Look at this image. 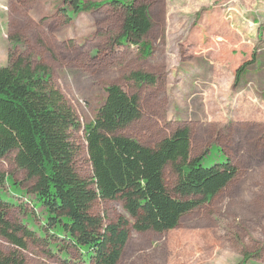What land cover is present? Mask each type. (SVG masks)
I'll return each instance as SVG.
<instances>
[{"label": "rangeland", "instance_id": "obj_1", "mask_svg": "<svg viewBox=\"0 0 264 264\" xmlns=\"http://www.w3.org/2000/svg\"><path fill=\"white\" fill-rule=\"evenodd\" d=\"M136 2L149 7L148 57L137 46L118 42L121 6L105 4L74 14L70 0H0V67L8 65L11 53L49 68L81 123L78 170L87 178L92 172L84 125L95 119L111 84L141 99L142 117L121 131L125 136L154 147L177 128L188 127L193 157L218 145L237 167L235 178L175 229L139 232L130 227L118 264H264V0ZM136 71L152 74L155 83L135 82L130 75ZM15 155L0 161V174L27 191L32 182ZM166 179L170 187L176 180L171 167ZM12 193L8 182L0 186L7 218L27 228L31 215L41 224L35 196ZM93 213L106 223L121 217L134 222L121 199L98 200ZM0 249L16 250L1 235ZM63 249L68 261L41 239H31L21 253L27 264H84L79 249L68 243Z\"/></svg>", "mask_w": 264, "mask_h": 264}, {"label": "trees", "instance_id": "obj_2", "mask_svg": "<svg viewBox=\"0 0 264 264\" xmlns=\"http://www.w3.org/2000/svg\"><path fill=\"white\" fill-rule=\"evenodd\" d=\"M70 1L74 14L105 4L123 7L118 42L137 46L145 57L151 54L146 40L152 28L147 4L136 0ZM246 67L238 69L237 79ZM130 78L137 83L156 81L142 71L133 72ZM106 94L95 119L84 125L92 172L87 178L78 170L82 151L76 133L81 123L55 86L49 68L34 65L21 55L14 58L11 53L8 65L0 67V161L16 152V165L32 182L23 191L21 183L0 174V186L8 182L12 194L19 197L32 193V203L41 208L42 216L37 224L29 215L31 227L25 228L11 222L0 206V235L16 248L10 253L0 249V264H27L21 250L28 248L31 239L46 240L54 253L61 251L65 261L70 254L62 246L68 243L81 251L84 264H118L130 227L139 232L173 230L186 214L210 202L235 178L237 167L220 146L192 156L188 127L177 128L154 147L125 136L121 131L142 117L141 99L118 84L107 86ZM167 167L176 176L171 187ZM114 199L123 201L133 223L128 217L106 223L104 216L93 213L98 200Z\"/></svg>", "mask_w": 264, "mask_h": 264}]
</instances>
